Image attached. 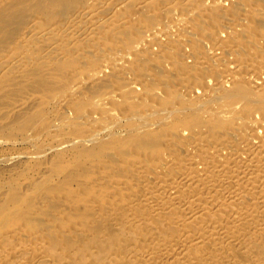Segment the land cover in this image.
Segmentation results:
<instances>
[{"label": "bare ground", "instance_id": "obj_1", "mask_svg": "<svg viewBox=\"0 0 264 264\" xmlns=\"http://www.w3.org/2000/svg\"><path fill=\"white\" fill-rule=\"evenodd\" d=\"M0 264H264V0H0Z\"/></svg>", "mask_w": 264, "mask_h": 264}]
</instances>
